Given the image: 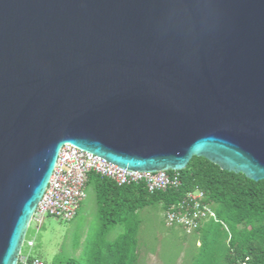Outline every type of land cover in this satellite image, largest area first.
Masks as SVG:
<instances>
[{"label": "water", "instance_id": "95a60500", "mask_svg": "<svg viewBox=\"0 0 264 264\" xmlns=\"http://www.w3.org/2000/svg\"><path fill=\"white\" fill-rule=\"evenodd\" d=\"M65 144L264 180V0H0V264Z\"/></svg>", "mask_w": 264, "mask_h": 264}, {"label": "trees", "instance_id": "16d2710c", "mask_svg": "<svg viewBox=\"0 0 264 264\" xmlns=\"http://www.w3.org/2000/svg\"><path fill=\"white\" fill-rule=\"evenodd\" d=\"M179 174L180 186L154 193L142 183L119 186L91 174L88 187L96 194L100 227L86 237L78 258L61 254L50 264H137L139 211L158 203L166 210L196 189L205 193L216 220L195 235L191 264H264V180L222 170L203 157H194ZM118 226L124 232L109 240Z\"/></svg>", "mask_w": 264, "mask_h": 264}, {"label": "built area", "instance_id": "2783aa9c", "mask_svg": "<svg viewBox=\"0 0 264 264\" xmlns=\"http://www.w3.org/2000/svg\"><path fill=\"white\" fill-rule=\"evenodd\" d=\"M91 174L107 178L119 186L142 183L149 193L165 192L180 186L179 171L134 172L74 145L65 144L60 149L48 187L33 219L37 222H41L46 217L63 221L73 220L87 197ZM164 217L167 227L180 228L190 236L198 235L199 230L207 222L216 220L212 207L206 201L205 193L199 189L185 194L182 200L168 206ZM27 245L32 248L34 242L28 241ZM200 245L198 241L197 246ZM17 264H45V262L24 255L22 249Z\"/></svg>", "mask_w": 264, "mask_h": 264}, {"label": "rangeland", "instance_id": "374dc122", "mask_svg": "<svg viewBox=\"0 0 264 264\" xmlns=\"http://www.w3.org/2000/svg\"><path fill=\"white\" fill-rule=\"evenodd\" d=\"M138 215L142 224L138 235L137 264H191V255L196 250V236L187 235L180 228L167 227L162 203L146 207ZM99 227L96 194L92 186H89L87 197L73 220L46 217L41 222L34 219L31 221L23 254L48 264L61 254L78 258L86 237L96 232ZM123 232L124 228L118 226L111 231L108 239L115 240ZM28 241H33L34 247L29 248Z\"/></svg>", "mask_w": 264, "mask_h": 264}]
</instances>
